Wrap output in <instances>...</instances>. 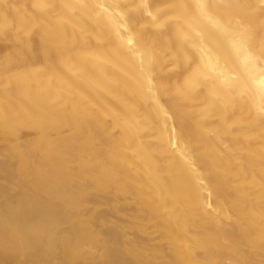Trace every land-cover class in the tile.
I'll list each match as a JSON object with an SVG mask.
<instances>
[{
    "label": "bare ground",
    "instance_id": "bare-ground-1",
    "mask_svg": "<svg viewBox=\"0 0 264 264\" xmlns=\"http://www.w3.org/2000/svg\"><path fill=\"white\" fill-rule=\"evenodd\" d=\"M0 264H264V0H0Z\"/></svg>",
    "mask_w": 264,
    "mask_h": 264
}]
</instances>
